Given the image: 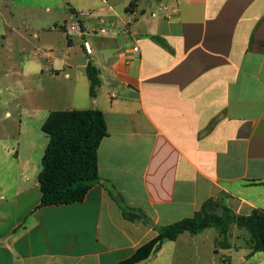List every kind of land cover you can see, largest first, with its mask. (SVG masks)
Listing matches in <instances>:
<instances>
[{"label": "crops", "instance_id": "obj_1", "mask_svg": "<svg viewBox=\"0 0 264 264\" xmlns=\"http://www.w3.org/2000/svg\"><path fill=\"white\" fill-rule=\"evenodd\" d=\"M131 1H58L63 24L53 30L89 58L57 59L46 95L103 113L98 176L153 226L192 217L209 199L237 216L264 210V0H135L128 12ZM75 22L82 33L68 35ZM52 111H24L0 167V264L122 263L156 231L124 219L102 184L82 202L36 209ZM233 228L229 248L218 235L183 233L136 264H264Z\"/></svg>", "mask_w": 264, "mask_h": 264}, {"label": "trees", "instance_id": "obj_2", "mask_svg": "<svg viewBox=\"0 0 264 264\" xmlns=\"http://www.w3.org/2000/svg\"><path fill=\"white\" fill-rule=\"evenodd\" d=\"M134 7L135 0H132L126 11H132ZM85 73L90 83L89 96L94 97L99 85L98 72L88 63ZM42 131L47 135L48 142L37 178L41 196L36 209L82 202L94 185L102 184L124 219L142 222L156 231L152 240L119 264H136L158 251L164 242L174 241L183 233L196 235L208 228H215L218 232L216 245L229 248L227 239L232 226L247 233V247L251 253H264V210H253L248 216H237L220 202L209 199L192 217L165 226H153L143 211L127 206L119 193L98 176L97 150L107 136L101 111H52L43 123Z\"/></svg>", "mask_w": 264, "mask_h": 264}, {"label": "rangeland", "instance_id": "obj_3", "mask_svg": "<svg viewBox=\"0 0 264 264\" xmlns=\"http://www.w3.org/2000/svg\"><path fill=\"white\" fill-rule=\"evenodd\" d=\"M47 1L52 8L50 13L44 12ZM58 1L64 0H0V167L7 166L4 159H9L7 152L14 146V134L19 131L25 110L33 111L38 106L71 110L74 106L64 97L51 98L45 93L53 84L47 69L57 59L67 53L69 60L80 66L89 58L79 45L66 48V36L60 27L53 30L54 24H63L59 16L63 8L56 7ZM81 96L89 101L86 94ZM197 235H218V232L208 228Z\"/></svg>", "mask_w": 264, "mask_h": 264}, {"label": "built area", "instance_id": "obj_4", "mask_svg": "<svg viewBox=\"0 0 264 264\" xmlns=\"http://www.w3.org/2000/svg\"><path fill=\"white\" fill-rule=\"evenodd\" d=\"M81 28L79 26V24L77 22L71 24L68 26L67 28V34L68 35H73V34H81ZM83 49L85 51L86 54H91V48L89 46V44L87 42L83 43ZM114 95L112 94V97Z\"/></svg>", "mask_w": 264, "mask_h": 264}]
</instances>
